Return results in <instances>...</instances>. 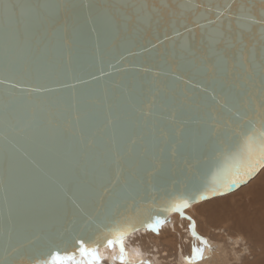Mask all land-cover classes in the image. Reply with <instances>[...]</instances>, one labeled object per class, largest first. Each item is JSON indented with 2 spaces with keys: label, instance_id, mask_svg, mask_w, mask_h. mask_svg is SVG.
Wrapping results in <instances>:
<instances>
[{
  "label": "snow or ice",
  "instance_id": "snow-or-ice-1",
  "mask_svg": "<svg viewBox=\"0 0 264 264\" xmlns=\"http://www.w3.org/2000/svg\"><path fill=\"white\" fill-rule=\"evenodd\" d=\"M81 9H95L108 19L144 15L157 25L167 21L182 27L184 31L177 29L175 35L185 37L178 57L174 51L168 53L167 70L153 72L146 91L134 87L123 102L108 104L94 129L88 126L89 113L79 109L74 120L62 127L51 102L43 99L49 89L22 83L46 54L41 29L46 32L62 14L72 15ZM198 9L214 10L212 5L192 0L161 4L0 0V70L7 73L0 76V85L6 86L0 90V162L7 164L0 171V244L4 251L0 264H102V246H118L120 264H127L124 240L138 230L131 216L113 219L111 226L97 224L90 233L91 242L74 233L71 241L77 247L72 252L61 251L51 222L70 213L75 221V214L83 213L82 199L95 197L103 207V198L117 184L123 183L129 195L138 194L145 177L154 178L162 172L169 158L188 141L213 153L212 180L172 196L164 212H178L183 217L192 204L231 192L264 168V0H232L223 8L216 7L215 18L207 24L195 19L189 25L187 14ZM233 21L243 22L236 31ZM137 70L151 71L145 67ZM188 70L199 79L194 82L179 74ZM169 76L173 82L198 89L199 94L189 89L175 91L165 79ZM69 130L74 139L66 143L64 134ZM21 141L48 153L52 171L34 172L15 160L12 150L25 160L30 156L21 152ZM85 176L87 181L82 179ZM57 181L59 191L52 190L50 186ZM163 223L156 218L146 227L158 234ZM84 227L89 228L90 223ZM191 230L201 245L209 246L197 236L194 222ZM38 242L46 245V253L34 254ZM67 243L63 241L65 246ZM204 247L193 246L187 264L203 260Z\"/></svg>",
  "mask_w": 264,
  "mask_h": 264
},
{
  "label": "water",
  "instance_id": "water-1",
  "mask_svg": "<svg viewBox=\"0 0 264 264\" xmlns=\"http://www.w3.org/2000/svg\"><path fill=\"white\" fill-rule=\"evenodd\" d=\"M94 2L102 3L104 0H94ZM139 2L161 4L167 0H139ZM192 2L212 5L214 10L207 12L198 9L188 13L186 22L189 25L195 19L207 24L208 19L215 18L216 7L223 8L232 0H192ZM236 3H239V0H236ZM242 23L233 21V30H238ZM177 29L184 31L182 27L167 21L157 25L144 15L132 19H127L123 15L116 19H108L95 9L92 11L81 9L72 15L62 14L60 19L47 26L46 32L41 29L42 47L46 46V54L34 65L33 74L22 83L26 87L49 89L43 93V99L51 102L52 110L57 114L62 127L66 128L67 122L74 120L79 109L81 112L86 110L89 113L88 126L94 129L102 121L108 104L123 102L128 90L134 87H143L146 91L152 73L161 69L167 70L168 53L174 51L177 57L181 54L185 37L176 36ZM197 39H199V30H197ZM2 67L3 60L0 55V69ZM139 67L151 71L142 73L137 70ZM179 74L185 79L191 78L194 82L199 79L192 70L181 71ZM3 75L7 73L0 70V76ZM165 79L169 87L177 92L189 89L191 93L199 94L198 89H192L182 81L173 82L171 76ZM73 85L75 87H72ZM4 87L6 86L0 85V90ZM70 132L71 130L64 134L66 143L74 139L70 136ZM20 148L21 152L30 153L29 159L25 160L20 152L12 150L15 160L34 172L39 169L52 171L51 157L48 153L36 151L23 141ZM6 167V162H0V171ZM262 169L260 168L239 188L213 198L237 191L253 180ZM214 171L213 153L210 150L202 151L197 143L188 141L175 157L169 158L162 172L154 178L145 177L138 194L129 195V190L123 183L117 184L113 192L103 198V207L95 197L91 200L82 199L83 213L77 212L75 221L71 213L62 220H53L51 231L55 234L57 242L61 243V251L72 252L77 247L71 241L74 233L82 234L86 241L91 242L90 233L97 224L111 226V220L126 215L133 218L138 229L131 231L126 236L128 237L137 231L148 229L146 225L153 223L156 218L165 222L172 214L178 213H167L162 209L172 196L185 192L186 188L198 187L210 182ZM82 179L87 181L89 177L85 176ZM50 188L59 191V181ZM72 191H76L75 186L72 187ZM2 212L3 203L0 201V213ZM86 223H90L87 229L84 227ZM64 240H68L66 246L63 244ZM33 247L36 255L47 251L46 245L42 242H38ZM103 248L105 247L102 246L100 249ZM3 258V246L0 244V260Z\"/></svg>",
  "mask_w": 264,
  "mask_h": 264
},
{
  "label": "bare ground",
  "instance_id": "bare-ground-1",
  "mask_svg": "<svg viewBox=\"0 0 264 264\" xmlns=\"http://www.w3.org/2000/svg\"><path fill=\"white\" fill-rule=\"evenodd\" d=\"M256 177L236 194L194 204L185 217L172 214L158 234L145 229L126 237L127 264H187L192 247H204L193 222L209 245L198 264H264V168ZM99 252L102 264H120L118 246Z\"/></svg>",
  "mask_w": 264,
  "mask_h": 264
},
{
  "label": "rangeland",
  "instance_id": "rangeland-1",
  "mask_svg": "<svg viewBox=\"0 0 264 264\" xmlns=\"http://www.w3.org/2000/svg\"><path fill=\"white\" fill-rule=\"evenodd\" d=\"M257 178V177H256ZM255 178V179H256ZM255 179L254 180H252L249 184H247L245 187H243V188H241L240 190H238V191H236V192H234V193H232V194H229V195H226V196H222V197H219V198H224V197H228V196H231V195H233V194H236V193H238V192H240L242 189H244V188H246L247 186H249L250 184H252L254 181H255ZM216 199V198H215ZM211 200V199H210ZM204 202H206V201H204ZM200 203H202V202H200Z\"/></svg>",
  "mask_w": 264,
  "mask_h": 264
}]
</instances>
